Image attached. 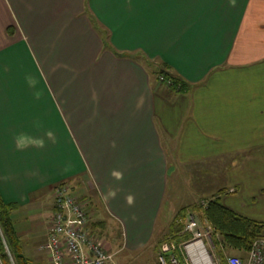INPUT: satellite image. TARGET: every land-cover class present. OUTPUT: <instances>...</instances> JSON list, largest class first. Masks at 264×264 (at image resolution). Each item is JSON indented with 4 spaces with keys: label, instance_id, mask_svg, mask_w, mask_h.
Returning <instances> with one entry per match:
<instances>
[{
    "label": "crops",
    "instance_id": "crops-1",
    "mask_svg": "<svg viewBox=\"0 0 264 264\" xmlns=\"http://www.w3.org/2000/svg\"><path fill=\"white\" fill-rule=\"evenodd\" d=\"M165 65L188 91L159 83ZM209 164L217 171L206 174ZM225 168L220 195L161 221L171 173L200 187ZM257 181L264 0H0V193L17 205L20 240L43 227L39 248L48 242L61 184L139 249L168 241L181 211L218 197L264 222ZM222 194L237 196L225 204ZM31 213L46 222L23 227ZM211 248L205 264L221 263L212 239Z\"/></svg>",
    "mask_w": 264,
    "mask_h": 264
},
{
    "label": "built area",
    "instance_id": "built-area-1",
    "mask_svg": "<svg viewBox=\"0 0 264 264\" xmlns=\"http://www.w3.org/2000/svg\"><path fill=\"white\" fill-rule=\"evenodd\" d=\"M88 204V201L75 195L69 184H61L55 189V211L51 218L49 239L42 247L50 253L51 264H115L114 254L106 251L104 241L91 230ZM202 205L207 207L208 202L204 201ZM178 222L185 225V232L191 235V239L181 244L164 242L155 264H194L200 259H207L211 229L207 228L205 233L199 231L193 216L186 219L179 217ZM178 254L186 259V263L181 262ZM226 262L264 264V238L253 243L246 260L231 256L227 257Z\"/></svg>",
    "mask_w": 264,
    "mask_h": 264
},
{
    "label": "trees",
    "instance_id": "trees-1",
    "mask_svg": "<svg viewBox=\"0 0 264 264\" xmlns=\"http://www.w3.org/2000/svg\"><path fill=\"white\" fill-rule=\"evenodd\" d=\"M13 33L14 29H9V34L13 35ZM120 56L127 55L120 54ZM158 78L159 83L171 92L181 93L189 90V83L167 65L158 69ZM81 199L89 202V215L95 213L93 211L94 203L87 197H81ZM16 209L17 205L5 203L0 193V260L3 264H28V260L22 254L21 240L14 226L13 213ZM189 213L197 215L200 222L211 229L216 255L222 264H226L225 251L238 253L243 256V259L248 256L253 243L264 238V222L238 215L223 206L221 198L218 197L208 200L207 207H204L201 202L181 211L172 223V237L166 240L181 244L191 239V235L185 232V225L178 222L179 217L186 219ZM105 223L104 221L92 223L91 218V230L100 239L103 235L102 231L98 233V229L102 230ZM106 251L110 253L108 247H106ZM179 258L182 260V255Z\"/></svg>",
    "mask_w": 264,
    "mask_h": 264
},
{
    "label": "rangeland",
    "instance_id": "rangeland-1",
    "mask_svg": "<svg viewBox=\"0 0 264 264\" xmlns=\"http://www.w3.org/2000/svg\"><path fill=\"white\" fill-rule=\"evenodd\" d=\"M212 165L209 164V167L205 169L208 174L209 172H216L215 169L213 171ZM228 168H225L224 170H220L219 172L215 174V176H209L207 178V181L205 185L198 187L196 185L195 180L193 181L191 177L189 176H183L181 174H177L175 172L171 173L169 178V191L167 200L165 202V208L163 211L164 217L161 219L163 221L164 219H167L168 216L174 214L175 212H179L182 208L185 206H189L193 204L196 200L198 201L201 197L209 198L213 194L219 193V190L224 189V185H218L219 181H224V175L226 174ZM222 171V172H221ZM255 184H261L264 187V182L261 183L257 181ZM223 186V187H222ZM254 187V186H253ZM75 195L78 197H82L81 192L78 190H74ZM220 195V193H219ZM222 200L223 202L228 203L232 200H235V197L237 195L234 194H222ZM264 201V198L260 199V202ZM208 202V201H206ZM201 203V202H200ZM95 212V209H93ZM35 214H32L30 216H34ZM96 216H94V213L91 214L92 222L97 223L98 221H103L105 223V227L101 229H98V233L102 231V240L104 241V244L106 247H108V250L110 253L114 254V263L115 264H155L156 260L158 258V255L160 253V242L153 240L150 243H145L147 246L144 248L135 249V247H129L127 239L125 237V233L123 231V226L120 222L112 219L110 216L107 215L106 219L105 216L102 213H95ZM166 217V218H165ZM260 220L264 221V215H258L257 216ZM175 218V217H173ZM198 224V229L202 233L206 232L207 226H205L203 223L200 222V219L197 215L194 217ZM29 220L31 222H28L26 224H22L23 227L26 228L29 224L33 223L34 221H43L46 222V219L41 217L40 214H37L34 217H29ZM32 226V225H31ZM35 231L31 234L25 233L21 236V247L23 250V253L26 255V259L28 260V264H51L50 259V253L44 249L39 248L44 240L43 235H47V231L43 227H38L34 229ZM47 230V229H46ZM45 231V232H43ZM158 231H160V226L158 228ZM157 231V232H158ZM160 234L157 233V237ZM180 246V245H179ZM209 250H211V246L208 247ZM212 251V250H211ZM182 254V253H181ZM181 254L179 256H181ZM239 257L242 259V255L236 254L233 251H226L225 257ZM183 259L181 262L186 263V259L182 257ZM218 260V259H217ZM214 261L216 264H221L218 261Z\"/></svg>",
    "mask_w": 264,
    "mask_h": 264
},
{
    "label": "bare ground",
    "instance_id": "bare-ground-1",
    "mask_svg": "<svg viewBox=\"0 0 264 264\" xmlns=\"http://www.w3.org/2000/svg\"><path fill=\"white\" fill-rule=\"evenodd\" d=\"M201 262V263H200ZM200 262H198L199 264H205V262H206V260H204V259H200ZM198 263H196V264H198Z\"/></svg>",
    "mask_w": 264,
    "mask_h": 264
},
{
    "label": "clouds",
    "instance_id": "clouds-1",
    "mask_svg": "<svg viewBox=\"0 0 264 264\" xmlns=\"http://www.w3.org/2000/svg\"><path fill=\"white\" fill-rule=\"evenodd\" d=\"M130 202H131V198H129Z\"/></svg>",
    "mask_w": 264,
    "mask_h": 264
}]
</instances>
